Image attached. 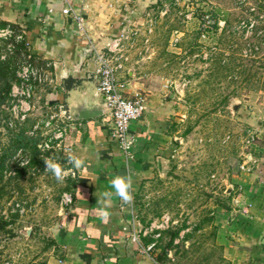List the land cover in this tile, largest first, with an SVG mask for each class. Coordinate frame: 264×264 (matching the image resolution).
Masks as SVG:
<instances>
[{"label":"rangeland","instance_id":"374dc122","mask_svg":"<svg viewBox=\"0 0 264 264\" xmlns=\"http://www.w3.org/2000/svg\"><path fill=\"white\" fill-rule=\"evenodd\" d=\"M137 2L128 1L131 21L112 35L120 37L118 78L130 76L161 96L170 138L132 203L123 205L131 240L155 260L165 249V257L156 260L160 264H230L217 241L218 222L237 208L239 181L264 147V0H144L139 7ZM5 43L0 41V65L7 72L0 79V155H7L0 215L8 224L0 229V264H46L64 254L51 241L73 200L76 176L65 168V139L73 129L69 124L65 139L49 147L43 142L52 128L32 129L67 108L42 101L51 80L35 82L32 108L24 119L15 117L11 87L19 83L16 70L28 49L21 42L9 52ZM21 132L38 137L42 164H31L30 149H14ZM49 158L65 169L62 182L45 171Z\"/></svg>","mask_w":264,"mask_h":264},{"label":"crops","instance_id":"0c3cea01","mask_svg":"<svg viewBox=\"0 0 264 264\" xmlns=\"http://www.w3.org/2000/svg\"><path fill=\"white\" fill-rule=\"evenodd\" d=\"M128 1L0 0V20L23 32L34 64L50 74L42 101L68 108L85 91H96L91 48L102 47L131 21ZM136 1L138 7L144 3ZM67 7L69 13L64 12ZM69 79L72 86L66 88ZM119 80L130 94L146 93V111L132 123L134 157L127 159L111 136L108 114L70 121L73 130L64 138L69 141L66 149L84 165L70 168L78 184L70 207L54 229L64 254L51 256L46 264H160L131 240L127 204L119 197H112L106 209L108 219L100 218L97 200L102 192L113 191L112 178L131 175L136 190L140 181L155 170L170 138L165 133L167 105L161 96L130 76L120 75ZM261 149L263 153L254 167L239 181L242 188L237 193V208L221 215L218 222L217 241L230 264H264V147Z\"/></svg>","mask_w":264,"mask_h":264},{"label":"built area","instance_id":"2783aa9c","mask_svg":"<svg viewBox=\"0 0 264 264\" xmlns=\"http://www.w3.org/2000/svg\"><path fill=\"white\" fill-rule=\"evenodd\" d=\"M69 11V7L64 9L65 13H69ZM119 40L120 37L115 35L99 49L92 46L95 65L93 74L95 89L103 96L110 109L108 115L111 136L118 142L121 152L127 159H130L134 157L133 144L135 140L132 123L139 120L145 113L146 98L141 93L126 92L125 83H122L118 78V70L122 67L121 58L116 55ZM0 41H6L5 45L9 52L14 51L17 43L24 42L26 45L23 32L20 30L16 32L10 24L0 27ZM1 56L4 58L6 53ZM16 74L19 83H14L11 87V95L15 98L16 104L10 106L16 118L24 119L25 113L32 108L28 99L32 95L35 82H48L50 74L33 63V55L29 50L23 53V61L18 65ZM66 117L67 109L62 107L59 113L47 115L44 120H41L40 125L39 123L33 125L34 131L40 127L48 128V130L52 128L49 138L43 142L45 147H49L53 140L63 141L70 124ZM66 200L71 201V197L68 195Z\"/></svg>","mask_w":264,"mask_h":264},{"label":"clouds","instance_id":"9594fccd","mask_svg":"<svg viewBox=\"0 0 264 264\" xmlns=\"http://www.w3.org/2000/svg\"><path fill=\"white\" fill-rule=\"evenodd\" d=\"M68 162L73 165L74 168H81L84 165V161L76 156L75 154H70L68 157ZM45 171L51 172L55 179L62 182L65 179V169L61 164L55 162L52 159H45ZM110 186L113 191H104L100 194V198L97 200V204L101 207V220L106 221L109 217V212L106 210L109 206L112 197L115 195L124 204H130L134 200V181L131 175H116L110 181Z\"/></svg>","mask_w":264,"mask_h":264},{"label":"trees","instance_id":"16d2710c","mask_svg":"<svg viewBox=\"0 0 264 264\" xmlns=\"http://www.w3.org/2000/svg\"><path fill=\"white\" fill-rule=\"evenodd\" d=\"M6 24H7L6 22L0 20V27L5 26ZM6 73L7 72H6L5 68H3L2 65H0V79L6 77L7 76ZM71 82H72L71 79H69L66 82V88H70V86H72ZM9 87H10V84H7L5 91H4L5 97L8 94ZM1 102H3V99H1ZM37 141H38L37 136H34V135L31 136L28 134H24L23 132L18 133L15 137L14 149H17V148H23L24 150L30 149L31 156H32L31 157V164H33V163L42 164V159L38 158L39 152H38V148H37ZM6 156L7 155H5V154L0 155V198L2 197V194H3L4 189H5V185H3L1 183H2V179H3V172L5 169V163H6V159H7ZM64 159H65V157H64ZM65 168H73V165L71 163H68V165L65 166ZM22 171H23L22 169L17 171L18 176H19V174L22 173ZM72 184L74 187H76V185L78 184L77 180L74 179ZM16 216L17 215H15V217ZM7 224H8V222L4 219L3 215H0V229H3ZM176 235H177V231L174 232V234L172 235L168 244H171L172 238ZM150 240L151 239H148L147 242H149ZM51 243L54 245L57 244L55 240H52ZM167 246H169V245H167ZM165 254H166V251L164 249L162 251V253L156 257V260L158 262H160L163 259V257H165Z\"/></svg>","mask_w":264,"mask_h":264},{"label":"water","instance_id":"95a60500","mask_svg":"<svg viewBox=\"0 0 264 264\" xmlns=\"http://www.w3.org/2000/svg\"><path fill=\"white\" fill-rule=\"evenodd\" d=\"M83 94L84 96L78 100L74 99V102L68 106L66 118L69 121L87 120L109 113V107L97 91L91 88Z\"/></svg>","mask_w":264,"mask_h":264}]
</instances>
